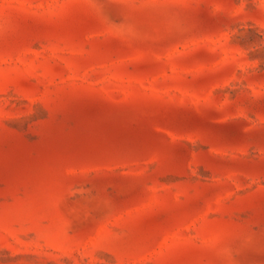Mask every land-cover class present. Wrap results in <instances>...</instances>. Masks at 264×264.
I'll return each instance as SVG.
<instances>
[{"label": "rangeland", "instance_id": "obj_1", "mask_svg": "<svg viewBox=\"0 0 264 264\" xmlns=\"http://www.w3.org/2000/svg\"><path fill=\"white\" fill-rule=\"evenodd\" d=\"M0 264H264V0H0Z\"/></svg>", "mask_w": 264, "mask_h": 264}]
</instances>
